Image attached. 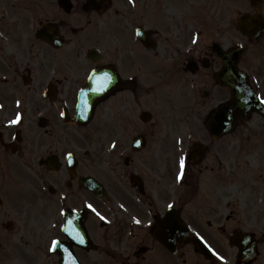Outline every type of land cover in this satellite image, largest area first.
<instances>
[{
  "label": "flooded vegetation",
  "instance_id": "1",
  "mask_svg": "<svg viewBox=\"0 0 264 264\" xmlns=\"http://www.w3.org/2000/svg\"><path fill=\"white\" fill-rule=\"evenodd\" d=\"M133 1L134 4L128 0H106L104 4V0H0V264H34L21 255L22 250L17 252V263L10 259V244L15 243L9 239L16 236L12 233L19 236L38 228L44 213L42 208L51 198L56 207L51 211L52 214L59 212L60 208L67 210L73 237H76V229L83 236L84 226L91 234L89 205L105 208L108 215H113V212L116 218H112V227L129 230L128 238L135 237V243L131 245H145L147 236L142 233L153 232L154 222L150 226L151 230L146 227L141 232L142 229L138 227L142 226L132 224L138 221L131 219V223L127 218L151 215L155 219L162 211L163 202L170 196V185H173L170 175L173 173L163 155L160 156L163 153L161 149L155 155L157 162L151 185L147 187L143 181L136 156L149 148L152 136L147 127L144 130L146 133L141 132L145 134V144L135 146L138 133L136 129L133 130L130 116L136 114L138 108L130 93L123 91L120 80L139 72L150 87H153L154 79H161L166 74L173 80L185 83L182 75L187 65L195 67L198 64L200 70L203 66H212L217 56L212 48L201 50L205 33L202 34L201 22L197 17L189 23L197 27L194 46L188 51L179 52L166 65L154 61L153 46H145L136 35L138 27H142L141 35L146 40H154L155 30L148 22L153 19V8L159 6L161 16L167 8L162 0ZM201 4L205 9H210L216 2L204 0ZM110 8L112 13L107 20L105 15ZM78 24L81 26H75ZM78 30L82 31L86 41H94L99 48L101 56L98 63L81 59L78 48L82 44L75 34ZM183 30L187 38L192 33V30ZM59 32L70 48L73 45L72 53L65 57L61 56L56 43H53L58 40ZM229 35L231 37L227 41L212 38L211 45L219 44L224 49H231L234 46L232 30ZM63 62L74 70L73 74L63 66ZM154 63L156 71L150 73L149 67ZM95 67L107 68L111 78L100 77L107 80L104 88L107 92L101 95V103L96 106L91 127L89 124L78 127L82 131L77 135L75 130L68 133L70 124L59 117L60 113L66 105L72 112L74 107L75 111L78 91L87 83L85 71L89 74ZM169 77L167 83H170ZM175 85L181 87L182 84L175 81ZM52 87L57 88L56 101L61 103L60 111L57 102L50 99ZM43 125L46 128L42 129ZM26 128L31 133L30 137ZM132 131L134 134L131 135ZM96 143L98 164L94 155ZM212 151L211 145L205 153L206 159ZM22 163V169L11 172L12 167H20ZM236 172L233 156H230L224 179L227 185L223 178H218L222 179L220 183L211 182L205 186L201 184L202 170L199 169L193 191L195 197L199 195L201 201L208 204H204V207L200 204L195 210L198 220L194 225V238L202 239L206 245L194 244V264H264V218L255 215L245 220L239 211H226V207L232 205V190L235 186L241 195H264L257 182L245 184L248 179L244 177V171ZM92 175L109 194L104 202L81 182L82 177ZM124 180L129 182L131 189L123 187ZM11 181L14 183L11 184ZM111 182L116 183L114 187ZM27 183H31L27 193L39 191V195L46 197V200L40 198L21 211ZM136 183H143L144 188L135 186ZM11 186L12 192H17L15 205L9 199L12 198L9 194ZM117 201L124 203L126 210L117 209ZM138 202L144 203L147 209L140 205L136 207ZM203 218L206 220L203 221ZM104 227L102 235L106 247L95 243L87 247L72 245L76 254H87L89 250L95 253V249L115 259L116 254L111 247L113 244L109 241L110 226L101 223L100 228ZM150 239L149 236L147 242Z\"/></svg>",
  "mask_w": 264,
  "mask_h": 264
},
{
  "label": "rangeland",
  "instance_id": "2",
  "mask_svg": "<svg viewBox=\"0 0 264 264\" xmlns=\"http://www.w3.org/2000/svg\"><path fill=\"white\" fill-rule=\"evenodd\" d=\"M234 2L235 3H239V0H234ZM242 7H244V6H242ZM245 9H246V7H245ZM189 10L190 9H186L187 12ZM222 12H226V10L224 8H222V6L218 5L217 15H219V14L220 15L218 16V25L215 26L216 28L218 27L217 28L218 29V33H217V35L214 34V33H212V34L214 36H218L219 35L220 38H221V40L227 41L231 37V35H229L231 30L233 31L234 36L236 35L235 18L233 19L234 20V23H233V21H225L224 14L221 15ZM159 14H160L159 6H155L153 8V19L150 20V21H148L149 24L152 23L153 21H157V18L159 16ZM233 16H234V14H233ZM163 24H164V27L167 26L166 23H163ZM233 24L235 25L234 28L232 27ZM225 26H226L227 32H224V30H221L220 29V28H225ZM209 31L205 32V37L203 38L204 43H203V45L201 47L203 50H205L207 48L210 49L211 40H212V36L213 35L210 34V32L212 30L210 32ZM249 51H251L252 54H251V56H249L250 58L246 56L247 59L246 58L243 59L244 61L242 62V65L244 66V63L246 62L245 64L246 65L248 64L249 68L251 69V68L254 67V64L256 65L257 62L261 61L263 67L261 65H258L256 67V72L258 73L259 77L264 81V39L259 40L258 42H256L255 43V46L250 47ZM216 64H217V62H216ZM217 68H218V64L215 66V69H217ZM212 70L213 69H209L208 71H206V75H208V76L211 77ZM204 78H205V76L202 77V80ZM213 82L214 81H212L211 79H209V78L207 79V83H205V88H208L209 89V93L210 94H209L208 97H206V96L204 98H201V96L199 97L200 102L197 103V104H195V105H197V108H196L197 115H199V114L200 115L198 116V118L195 117V121L191 118L192 121L194 122L191 126L194 127L197 130V132L200 134V138H202V136H206V138H202V139L204 141H207V142L210 139L208 138V133H207V131L204 128V121L206 120V118H207L208 114L210 113V111L217 105V102L220 101L225 96V94H226L224 90H220L218 87L215 88V90L212 92ZM157 84H158L159 88H161L163 90H166V86L163 87L160 83H157ZM168 85H173V79L170 78V83H168ZM173 86H175V85H173ZM175 88H176V91L175 90H173V91L172 90L162 91L165 94V96H164V99H166L165 102L170 107H172V105H171V101L172 100H173V102H175V100H178L180 98L179 95H180L181 91L179 90V87L178 86H175ZM203 90H204V87H203ZM202 94H204L203 91L201 92V95ZM214 96H215V99L213 100V97ZM127 121H129V119H127ZM132 124H133V130L134 129H137L138 130V128L141 126V124L138 121H136V120H133V123ZM239 126H241V124ZM249 127H253V129H258L260 127V130L263 131V129H264V122L262 120H259L256 117L253 118V119H251V122H250V120H248L247 123L241 128V130H240L239 133H241L242 135H244L245 134L244 132H246V128L249 129ZM68 129H69V132L68 133H70L72 130H75L76 131L75 132V135H77V133H79L80 131H82L81 128H78L76 126H68ZM26 132H27V135L28 136H29V134H31L28 131L27 128H26ZM132 134H134V131H132L131 135ZM237 135H240V134H237ZM244 136H247V135H244ZM251 136H255V137H252L255 140V142H261L262 143L261 146L263 148L261 149V153L259 154V157L261 158L262 155H263V153H264V138H258V137H256V136H258L257 134H251ZM260 136H264V134H260ZM173 137H175V135ZM228 139L231 140V137L225 138L224 140H222V143H221V147H226L227 148L229 146V148L227 150V155H229L230 152L233 151L232 150V147H235V146H237V147L239 145L240 146H244L245 147V149L243 150L244 153L249 149V148H246V147H248L247 146V142H246L247 141V137H244V138H242V137H240V138L235 137V140L232 139V141H229ZM248 139H250V138H248ZM150 142L155 143V139L150 140ZM150 142H149V144L151 145ZM166 142H168V143H166ZM230 142H231V144H230ZM237 142H239V143H237ZM162 143H163V145H164V147L166 149L172 151L171 147L172 146H175V139L173 138V139H171V141L170 140L160 141V144H162ZM217 143L220 146V142L218 141ZM150 147H152V146H150ZM94 155H96V158L95 159H96V162L98 164V162H99V158H98V143H96V145H95ZM212 155H210V163L212 161ZM228 159L229 158H227V160ZM254 159H256V158H254ZM25 166H26V164H25ZM210 166H217V163H212V164H210ZM22 168H23V163L21 164L20 167H17V166L12 167L11 168V172H14V171H16L18 169H22ZM253 171H255V170H253ZM253 171H252L251 178L248 179L245 182V184H248V183L251 184V183H253L252 182L253 179H256L257 181H260L261 180V177L259 175H260V173L264 174V168H263V170L261 168H259V170L255 171V173ZM208 176L213 177L212 178V181H209L208 180ZM208 176L207 175H204V176L202 175V177H203V184L205 186H208L211 182H214L215 183V181H216V178H214V177H216V175L214 173L208 172ZM193 177H194V175H193ZM263 181H264V178H263ZM10 183L12 184L14 182L11 181ZM30 184L31 183H27L25 185L26 189H25V192H24V194L22 196V199H23L24 203H22V206L20 207L21 211L23 209H27V206L29 204H33L34 202L38 201V199H40V198L43 199V201L46 200V197H42V196L39 195L40 194L39 191H35L34 194L27 193V191H30V188H29L30 187ZM115 184L116 183L111 182V185L113 187H114ZM9 194L12 195V198L9 197L11 203L13 205H15L17 203V192L16 191L15 192H12V186H11V190L9 188ZM240 198L244 202H246L248 199L255 198V197H253L251 195H249V196L242 195ZM51 200H53V199L51 198V199H49L47 201V205L46 206H45L46 203L44 204V206L42 208V211L44 213L51 212V211H54L55 210V208H56L55 207V204ZM56 204H57V202H56ZM17 207L18 208L16 210L18 211L19 206L17 205ZM193 208L195 209L194 203H189L187 205H184V209H183L184 215L185 216H190L191 210ZM251 209L252 210H255L252 206H251ZM258 212L260 213V216H262L264 218V208L259 209ZM251 217H253V216L247 215L245 218L246 219H249ZM45 219H46V217H42L41 218V221L43 222ZM51 230H53L52 227L49 228L47 225H45V223H42L40 229L35 230L33 232H28L27 233V236H23V234H21L18 237L21 238L20 241H22L23 240L22 238L24 237V241L29 242V243H31V241L33 242V241H39L40 240V242H42L43 244H48L49 241L52 239V237L55 236V233L52 232ZM114 230H117V231L115 233H113V236L114 237H118L117 238V241H119L122 238V236L124 235V233H125L124 231L125 230H122V228L121 229L114 228ZM97 231H98V229H96V233H97ZM142 234L146 235L147 236V240H148V238H149L148 237V234H146L144 232ZM147 240L144 242L145 244H148ZM20 241H17V244L18 245H14V246L16 248H18V246L22 248V245H23V248H22L23 250H29L30 248L34 249V248H37V247L38 248L39 247H42L41 248V250H42V249H44V247L47 246V245H41V246L40 245H26L25 243H22L21 244ZM149 243L151 244L149 246L152 247V249L144 254L145 255L144 258H143V260L145 261L144 264H152L153 256L157 252V249H156L157 243H154L151 240L149 241ZM128 246L130 247V249H132L134 247V245H128ZM10 247H11V245H10ZM159 250L162 252V250H161L160 247H159ZM128 251H129V249H128ZM37 252L38 251H36V253ZM46 252L48 254H50L48 251H46ZM39 254H40L39 258H38V255H36L33 259L34 260L39 259V261H41L43 264H54L53 263V259L51 260L50 257L47 256V254L45 252H43V253H40L39 252ZM187 254L188 253H186V255ZM21 255H24V254L21 253ZM9 257H10V259H14L16 263L18 262L16 260L17 257H18V254H16L15 251L11 252V254H10ZM91 257L94 258L93 254H91ZM173 258H175V257H173ZM143 260L141 261V264H143ZM189 260H190V258H189ZM173 261H175L177 264H182V262L179 261V257L178 256L176 257V259H173L172 260L171 264H174ZM11 263H12V261H11ZM157 264H161V263L157 260ZM191 264H192V262H191Z\"/></svg>",
  "mask_w": 264,
  "mask_h": 264
},
{
  "label": "water",
  "instance_id": "3",
  "mask_svg": "<svg viewBox=\"0 0 264 264\" xmlns=\"http://www.w3.org/2000/svg\"><path fill=\"white\" fill-rule=\"evenodd\" d=\"M234 77L236 82L230 84L234 93H235V102H234V109L242 107L243 111L246 112L249 108H251L254 103L253 99L251 98V89L247 86L245 76L238 70L233 71ZM260 105H257L256 108H259ZM217 120H215L213 127L216 128L215 124L218 122L217 131L220 133L225 131L229 128V124L231 123V114L229 113L228 108L226 111L221 112L217 116ZM220 123H223L221 125Z\"/></svg>",
  "mask_w": 264,
  "mask_h": 264
},
{
  "label": "snow or ice",
  "instance_id": "4",
  "mask_svg": "<svg viewBox=\"0 0 264 264\" xmlns=\"http://www.w3.org/2000/svg\"><path fill=\"white\" fill-rule=\"evenodd\" d=\"M98 90H102V89H98ZM15 122V121H14ZM115 146V145H114ZM185 166H186V158H182L180 160V173H179V176H178V179H183L184 177V169H185ZM89 207H92L91 205H89ZM56 243V242H54ZM221 260L224 259V257H220Z\"/></svg>",
  "mask_w": 264,
  "mask_h": 264
}]
</instances>
